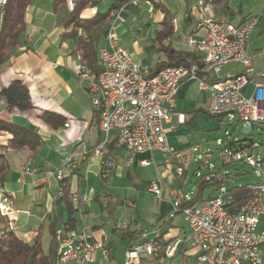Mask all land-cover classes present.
<instances>
[{
	"label": "crops",
	"instance_id": "1",
	"mask_svg": "<svg viewBox=\"0 0 264 264\" xmlns=\"http://www.w3.org/2000/svg\"><path fill=\"white\" fill-rule=\"evenodd\" d=\"M56 1L34 0L28 6L24 44L0 66V125L3 126L0 129V163L4 161L7 165L2 186L10 193L15 210L12 215L16 221L15 234L30 244L38 242L45 255L54 256L55 264L58 257L55 232L58 229L78 235L86 231L91 241L102 242L108 250V254L98 250L91 262L68 264H126L131 246L147 237H159L166 244H176L175 254L172 257L163 255L161 264H175L171 259L176 255L183 264H199L200 251L192 245L190 226L182 213L171 216V191L181 189L187 194V201L195 199L198 204L217 194L220 177L225 186L228 176L231 178L220 166L231 165L221 161V146L218 145V151L213 150L210 156L197 159L191 151L193 145L211 147L209 137L222 138L233 147H250L252 142L247 144L234 139L228 130L226 138L213 136L216 129L201 120L202 115H212L208 111L210 92L201 90L196 81L185 78L171 120L165 124L171 150L137 154L131 158L124 147L116 144V130L106 139L99 114L90 100L89 82L74 73L75 64L84 61L74 41L63 38L66 13L60 11L61 6L57 8ZM106 1L92 0L82 15L92 17L105 13L118 0H109V8L100 10ZM197 1L186 0L183 7L163 0L143 1L142 9L141 6L130 9L117 23L122 46L151 71L175 60L200 62L202 53L189 44L191 38L205 35V30L196 27L191 12ZM207 1L212 4V14L217 18L236 24L251 16L258 18L248 51L256 71L264 73V0ZM108 27L109 24L102 23L94 30L98 66L100 50L107 44ZM243 72L242 64L230 62L217 75H202L214 81ZM250 77L251 83L245 89L247 95L256 83L264 82V77ZM14 81L19 82L18 89L12 90L10 96L17 100L22 90H26L32 103L30 109H8L9 97L1 91ZM46 110L64 115L65 123L51 127L42 118ZM233 119L245 125L238 118ZM16 133H20L17 138ZM12 141L15 143L11 144ZM101 143L107 149L105 156L88 155L87 159H80L78 167L64 180V194L58 195L60 180L55 175L56 169L70 155L88 151ZM260 145L256 143L249 149L252 152ZM187 157L190 158L189 167L179 174L177 168ZM104 158L115 161L108 175H104ZM28 162L35 169L32 173L23 171ZM202 177L206 185L199 182ZM156 180L160 181V196L150 190V184ZM243 185L247 184L237 186ZM73 193L87 195L88 201L80 200L75 204L71 198ZM260 227L264 228V214L260 217Z\"/></svg>",
	"mask_w": 264,
	"mask_h": 264
},
{
	"label": "built area",
	"instance_id": "2",
	"mask_svg": "<svg viewBox=\"0 0 264 264\" xmlns=\"http://www.w3.org/2000/svg\"><path fill=\"white\" fill-rule=\"evenodd\" d=\"M78 0H66L69 10H73ZM145 0H119L111 10L112 21L108 27L107 44L100 50L101 71L93 75L84 62L74 66V73L89 82L91 103L99 114L100 126L109 138L112 130L117 131L116 144L124 147L131 158L137 154L169 152L165 124L171 120L182 80L196 81L201 90L210 92L208 111L212 115H229L244 124H264V82L256 83L250 95L245 92L251 83V75L264 77L256 71L248 51L250 39L258 24V18L251 16L236 24L212 14V4L207 0L195 3L191 12L198 29L205 30L201 38H191L189 44L202 53L200 62L191 65H167L155 74L147 65L122 46L117 32L118 21L123 14L140 6ZM7 0H0V33L3 28ZM230 62L240 63L245 72L229 75L220 80H209L203 73L217 75ZM68 126V124H66ZM216 143L221 146L219 155L225 164L244 162L255 169L258 178L246 185L249 195L235 197L221 184L217 194L193 205H184L187 194L181 189L171 191V216L182 213L191 228L192 245L199 248V264H264V228L260 227V217L264 214V157L255 156L250 147H233L222 138ZM191 151L197 159L210 156L213 149L195 144ZM107 149L101 143L88 151L70 155L55 171L60 180L57 194L65 192L64 180L78 167L80 159L88 155L104 157ZM104 175L112 172L115 161L104 158ZM142 164H148L142 161ZM189 160L183 159L177 171L182 174L189 167ZM30 162L23 171L32 173ZM150 190L161 195L160 181L150 184ZM72 201L87 202V195L73 193ZM15 210L11 205L10 193L0 183V238L15 231ZM3 219L5 220L3 222ZM125 227V224L123 223ZM145 235V234H144ZM86 231L81 234L55 232L58 257L56 264L70 262H91L94 254L101 250L108 254L100 241H91ZM176 244H166L159 237H147L133 244L127 252L126 264H154L164 257H172Z\"/></svg>",
	"mask_w": 264,
	"mask_h": 264
},
{
	"label": "trees",
	"instance_id": "3",
	"mask_svg": "<svg viewBox=\"0 0 264 264\" xmlns=\"http://www.w3.org/2000/svg\"><path fill=\"white\" fill-rule=\"evenodd\" d=\"M34 0H7L5 6V15L3 28L0 33V66L7 62L14 52L24 44L23 35L26 32V20L25 15L28 6ZM92 0H78L73 10H68L65 0H57L56 6H61L60 11L66 13L65 28L66 31L63 34L64 39H72L76 49L81 53V57L93 73L98 75L101 71L96 61V44L94 39V30L102 23L109 24L112 21L110 15L111 10L118 6L119 0L116 1L109 11L105 13H97L92 17H84L82 15L83 10L91 4ZM192 61H179L164 64L151 71L155 74L160 69L167 65H191ZM18 81H14L8 88L2 89L1 93L6 94L8 99V109L17 107L20 110H27L32 107V103L26 90H22L21 98L15 100L10 96V93L14 89H18ZM23 89V88H22ZM43 120L51 127L56 128L63 125L66 121V117L60 113L52 111H44L42 114ZM3 128L0 125V129ZM18 134H15L17 138ZM32 139L29 138V141ZM12 141L11 144H14ZM7 171V165L2 161L0 163V183L2 184L5 179ZM228 178H230L228 176ZM203 185L207 184V181L202 177L200 181ZM237 198H246L249 195V190L246 185L234 186L229 190ZM196 204L195 199L185 201L184 205ZM5 220L3 219V222ZM0 264H55L53 255H45L42 252L40 244H30L23 239L19 238L15 231L9 232L7 237L0 238ZM154 264H161L159 260Z\"/></svg>",
	"mask_w": 264,
	"mask_h": 264
},
{
	"label": "rangeland",
	"instance_id": "4",
	"mask_svg": "<svg viewBox=\"0 0 264 264\" xmlns=\"http://www.w3.org/2000/svg\"><path fill=\"white\" fill-rule=\"evenodd\" d=\"M164 2L170 3L172 6L180 4L182 7L184 6L186 0H163ZM111 4V1L107 0L104 4L101 5L102 11H106ZM142 4H140L141 6ZM143 6L140 7L142 9ZM223 117V118H221ZM202 121H205L208 125L213 126V129H216L215 134L213 136L215 137H223L226 138L227 134L226 131L228 130L234 139L237 140H243L247 144H249L250 141H254L258 145H264V124H255L254 129L250 131V133L246 134L244 133V126L242 123H240L237 119L231 118L229 115L220 116V115H202ZM201 121V122H202ZM197 125L195 124V127ZM219 127V129H218ZM211 138V139H210ZM213 137H209V140L211 142V147L215 152L218 151V144L216 143V140L212 139ZM255 147L253 149V153L255 156L263 158L264 157V148L263 146ZM189 162L190 158L187 157ZM221 169L224 173L230 174L231 178L226 179V187L233 188L234 186L240 185V184H248L251 182H254L258 176L255 172V169L250 166L249 164H246L244 162H237L231 165H223L220 164ZM195 169V165L192 164V170ZM172 263L175 264H183L182 260L176 255L174 258L171 259Z\"/></svg>",
	"mask_w": 264,
	"mask_h": 264
},
{
	"label": "water",
	"instance_id": "5",
	"mask_svg": "<svg viewBox=\"0 0 264 264\" xmlns=\"http://www.w3.org/2000/svg\"><path fill=\"white\" fill-rule=\"evenodd\" d=\"M251 130H252L251 124H245L244 125V133L248 134V133H250ZM251 142L254 143V141H251Z\"/></svg>",
	"mask_w": 264,
	"mask_h": 264
}]
</instances>
